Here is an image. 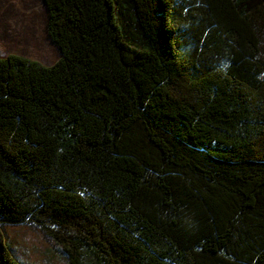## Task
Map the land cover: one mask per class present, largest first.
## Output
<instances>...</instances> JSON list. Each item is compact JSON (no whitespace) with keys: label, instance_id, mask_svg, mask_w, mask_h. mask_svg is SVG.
<instances>
[{"label":"trees","instance_id":"trees-1","mask_svg":"<svg viewBox=\"0 0 264 264\" xmlns=\"http://www.w3.org/2000/svg\"><path fill=\"white\" fill-rule=\"evenodd\" d=\"M60 57L0 56L1 229L65 264H264V0H42Z\"/></svg>","mask_w":264,"mask_h":264},{"label":"rangeland","instance_id":"rangeland-1","mask_svg":"<svg viewBox=\"0 0 264 264\" xmlns=\"http://www.w3.org/2000/svg\"><path fill=\"white\" fill-rule=\"evenodd\" d=\"M17 53L45 65L60 57L47 34L42 0H0V56ZM11 255L21 264H65L55 245L32 225L1 229Z\"/></svg>","mask_w":264,"mask_h":264},{"label":"water","instance_id":"water-1","mask_svg":"<svg viewBox=\"0 0 264 264\" xmlns=\"http://www.w3.org/2000/svg\"><path fill=\"white\" fill-rule=\"evenodd\" d=\"M44 3V2H43ZM44 5H45V3H44Z\"/></svg>","mask_w":264,"mask_h":264}]
</instances>
